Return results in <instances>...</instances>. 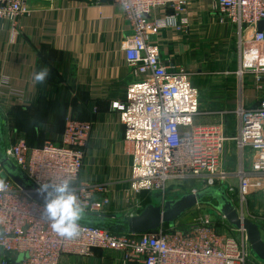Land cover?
Masks as SVG:
<instances>
[{
  "label": "built area",
  "instance_id": "obj_1",
  "mask_svg": "<svg viewBox=\"0 0 264 264\" xmlns=\"http://www.w3.org/2000/svg\"><path fill=\"white\" fill-rule=\"evenodd\" d=\"M111 1L122 7L132 30L123 48L134 81L128 85L125 98L111 105L125 127V140L132 146L130 189L164 191L176 181L184 184L195 180L191 192L196 193L201 188L226 183L229 172L223 168L224 151L232 140L241 159L245 149L252 154L250 173L242 166L236 173L241 185L249 174L264 176V98L254 108L240 106L236 110L239 127L235 136L225 134L217 124L196 123L202 114L199 90L179 64L163 62L159 47L152 41L169 25L166 17H153L152 13L163 8L176 19L185 10L187 0ZM214 2L237 27L239 45L245 49L252 43L263 52L262 60L254 57L258 64H252L255 73L263 74L264 29L259 30L257 25L264 21V0ZM27 13L25 0H0V21L8 18L16 24L18 17ZM185 24L186 19L177 18L174 26L181 31ZM91 131L90 121L69 118L58 142L32 146L21 137L6 146V155L38 188L45 182L58 184L67 180L84 212L105 214L111 203L109 186L81 179ZM0 181L5 185L0 188V264H81L74 257H101L109 264H248L245 230L230 225L228 230L224 227L225 217L217 210L219 222L209 211L199 213L187 226H161L144 234L80 224L78 235L62 237L51 229L42 203L12 179L0 177ZM230 190L233 188L228 184L227 191ZM240 194L242 201L248 200L242 188ZM243 204L237 207L234 203L240 216L257 222L264 235V215L245 211ZM104 254L110 256L103 257ZM19 255L23 257L17 263Z\"/></svg>",
  "mask_w": 264,
  "mask_h": 264
},
{
  "label": "crops",
  "instance_id": "obj_2",
  "mask_svg": "<svg viewBox=\"0 0 264 264\" xmlns=\"http://www.w3.org/2000/svg\"><path fill=\"white\" fill-rule=\"evenodd\" d=\"M25 1L29 13L18 17L16 24L8 18L0 21V111L6 145L21 137L32 146L58 142L67 119L90 121L81 179L109 186L111 203L106 214H136L146 194L130 189L132 146L125 140L119 113L111 107L125 98L134 81L123 48L132 30L122 7L111 0ZM170 13L160 8L151 15L169 20L152 38L163 62L179 64L192 84V76L205 63L212 68L224 64L222 73L238 75L232 70V60L237 62L238 29L214 0H187L185 10L176 16L186 19L181 31ZM259 50L248 43L242 51L243 88L235 110L254 108L264 98V73L249 69L262 60ZM42 68L48 69V76L43 83H35L32 77ZM196 123L217 124L230 136L237 135L239 127L236 111L226 115L222 110H206ZM251 155L245 149L241 159L234 140L225 147L223 168L229 172L226 184L233 188L228 191L231 197L241 188L247 194L264 192V176L249 174L241 185L236 175L241 166L250 173ZM247 209L264 215V204Z\"/></svg>",
  "mask_w": 264,
  "mask_h": 264
},
{
  "label": "water",
  "instance_id": "obj_3",
  "mask_svg": "<svg viewBox=\"0 0 264 264\" xmlns=\"http://www.w3.org/2000/svg\"><path fill=\"white\" fill-rule=\"evenodd\" d=\"M257 28L263 30L264 21H260ZM5 133V119L0 111V177L12 179L30 197L44 205L43 195L38 193L37 185L7 157ZM227 189L228 184L226 183L205 187L196 193H185L176 198L166 199L159 205L149 203L141 212L134 215L83 212L79 224L116 232L144 234L164 225L173 228L175 222L187 211L197 205L208 203L225 217L231 227L245 230L250 249L259 261L264 262V236H262L261 226L249 218L240 216ZM211 213L216 214L217 212ZM22 257L23 255H19L17 263Z\"/></svg>",
  "mask_w": 264,
  "mask_h": 264
},
{
  "label": "rangeland",
  "instance_id": "obj_4",
  "mask_svg": "<svg viewBox=\"0 0 264 264\" xmlns=\"http://www.w3.org/2000/svg\"><path fill=\"white\" fill-rule=\"evenodd\" d=\"M253 45V44H252ZM254 47V45H253ZM242 51H243V44L237 46V62L235 59L232 60V70H236L235 74L225 75L222 73L223 65L219 64L218 66L213 67L207 63H205L204 69L200 73H196L194 76H192V82L195 85V87L199 90V108L201 113L205 112L206 110H214L219 111L222 110L224 114L230 115L235 113V109L237 108V105L240 101V94L242 92V85H241V76L243 74V68H244V62L242 61ZM240 60L242 61V68L240 66ZM241 68V69H240ZM250 72H254L253 68H249ZM242 71V72H241ZM255 74V73H254ZM221 114V113H220ZM43 145V144H42ZM42 145H36V146H42ZM196 186L195 180H189L184 182V184L178 183V181L174 182L170 186H168L164 191L159 190H145L146 197L141 201V207L139 208V212L143 210V208L147 205V203L153 201L156 204H162L166 199L170 198H176L182 194L185 193H191V189ZM178 187V188H176ZM183 187V188H181ZM202 189V188H201ZM232 193V192H230ZM230 193L228 192V195L230 196ZM234 193V192H233ZM256 193V192H255ZM250 193L247 194L245 192V195L247 196L248 200L242 201V197L239 191L233 195V197L230 196L234 200V203L237 207H241L242 203L244 202V208L245 211H247L248 206H256L261 207L264 204V192L262 194H255ZM252 200H251V199ZM216 211L215 207L212 204H200L196 207L190 209L187 211L181 218L180 222H188L192 221L194 217H196L199 213L206 214ZM213 218L220 221V217L218 216V213L213 214ZM264 225V223L262 222ZM229 228V224L225 223L224 227ZM235 236L240 240L241 237L238 236V233H235ZM264 236V235H262ZM248 252H249V260L248 264H255L256 262H259V259L255 257L252 250L250 249V246L248 245ZM110 255L104 254L103 257H109ZM75 260H81V264H106L105 261L101 262V257H92V258H77L74 257ZM110 259V258H107ZM128 264H138L136 262L128 263Z\"/></svg>",
  "mask_w": 264,
  "mask_h": 264
},
{
  "label": "clouds",
  "instance_id": "obj_5",
  "mask_svg": "<svg viewBox=\"0 0 264 264\" xmlns=\"http://www.w3.org/2000/svg\"><path fill=\"white\" fill-rule=\"evenodd\" d=\"M48 76V69L42 68L32 77L35 83H43ZM5 187L0 181V188ZM38 193L44 198V215L51 229L62 237H74L79 234L84 209L78 201L70 182L58 184L45 182L40 184Z\"/></svg>",
  "mask_w": 264,
  "mask_h": 264
},
{
  "label": "trees",
  "instance_id": "obj_6",
  "mask_svg": "<svg viewBox=\"0 0 264 264\" xmlns=\"http://www.w3.org/2000/svg\"><path fill=\"white\" fill-rule=\"evenodd\" d=\"M181 188H182V187H181ZM149 203H150V202H149ZM149 203H147V205H148ZM181 217H182V216H181ZM179 220H180V218L175 222V225H178V226H180V227L187 226L188 223L190 222V221H188V222L184 223V222H180ZM191 220H192V219H191ZM164 227H167V228H168V225H164Z\"/></svg>",
  "mask_w": 264,
  "mask_h": 264
}]
</instances>
